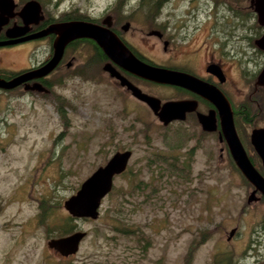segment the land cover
I'll list each match as a JSON object with an SVG mask.
<instances>
[{
    "label": "rangeland",
    "instance_id": "374dc122",
    "mask_svg": "<svg viewBox=\"0 0 264 264\" xmlns=\"http://www.w3.org/2000/svg\"><path fill=\"white\" fill-rule=\"evenodd\" d=\"M40 1L58 10L84 3L102 11L117 3L122 11H132L142 4L134 26L152 11L154 26L181 21L178 37L200 27L195 44L212 21L216 33L234 36L237 31L240 40L228 49L239 60L244 34L258 32L251 9L246 16L238 11L237 19L236 10L225 12L249 0ZM240 18L247 29L235 26ZM152 42L147 56L160 63L162 45L155 38ZM38 49L12 60L6 56L4 65L12 70L37 66L46 56ZM257 68L256 61L246 74ZM77 83L64 77L45 97L0 93V264H264V258L256 262L243 255L254 231L263 228L264 202L247 204L249 187L230 156L219 152L217 139L197 137L192 121L165 127L125 95L117 102L108 87ZM148 89L163 95L159 87ZM123 110L130 116L123 117ZM123 151L131 153L127 169L114 178L98 219L71 218L63 202ZM66 227L85 236L76 254L63 258L48 249L47 241L70 234L59 235ZM232 229L239 236L228 242Z\"/></svg>",
    "mask_w": 264,
    "mask_h": 264
},
{
    "label": "flooded vegetation",
    "instance_id": "af4514ba",
    "mask_svg": "<svg viewBox=\"0 0 264 264\" xmlns=\"http://www.w3.org/2000/svg\"><path fill=\"white\" fill-rule=\"evenodd\" d=\"M27 1L0 0V82H10L16 77L34 72L53 57L58 34L55 30H49L51 25L85 21L109 29L138 62L187 74L207 85L210 94L185 85L157 84L141 78L131 72L127 65L123 66L120 59L110 60L102 45L92 37H77L67 43L58 65L48 74L35 76L11 89L0 85V93L8 95L9 92L22 91L44 97L52 96L56 85L66 77L67 82L73 85L80 84L77 82L90 81L101 88L108 87L116 100L117 97L125 95L154 116L145 102L133 96L124 83L126 81L142 94L157 98L161 105L168 102H185L187 106L182 107L184 112L181 118L172 120L166 126L192 121L197 129L196 136L201 134L204 137L217 139L219 152L228 154L231 163L239 171L222 130V120L230 112L243 150L264 179V159L252 143V133L264 129V86L257 84L258 77L264 69V25L259 22L251 0L246 6L225 8L227 14L233 9L236 10L233 16L235 19L238 17V11L242 16H246L249 9L255 14L258 32L251 35L244 34L242 38L244 44L239 53L243 56L242 60L228 49L231 42L238 43L240 40L237 31L234 36L216 33L215 24L211 19L210 31L200 44H195L192 42L193 35L200 27L187 38L178 37L182 22L172 25L166 21L154 26L152 11L147 12L142 18L143 24L140 27L134 26V14L143 9L142 4L135 6L132 11H122L117 3L108 4L109 6L102 11H95V7L84 3L83 5L75 3L64 10H58L56 5H49L48 8V5L45 6L42 1L36 0L39 4V13L37 15L31 13L24 17L20 12ZM211 13L217 15L216 11ZM25 21L28 23L27 28H19L24 26ZM235 26H240L242 30L247 29L246 19L240 18V22ZM152 38L162 45L160 63L147 56L153 50ZM36 48H39L37 51H46V56L39 65H28L19 70H12L4 65L6 56H8L7 60L9 58L12 60L19 53L29 51L33 54ZM256 61L259 68L248 76L246 72L249 65ZM243 64L246 65V69ZM151 85L163 89V95L154 96L148 89ZM130 114L129 110H123L122 116L129 117ZM239 173L249 187L247 204L264 202V196L255 190L240 171ZM250 198L252 201L248 202ZM262 226L260 231H254L255 236H252L247 243L243 253L245 258L256 257V262L264 258V222ZM233 230L234 233L230 234ZM230 233L228 242L239 236L237 229H232Z\"/></svg>",
    "mask_w": 264,
    "mask_h": 264
},
{
    "label": "water",
    "instance_id": "95a60500",
    "mask_svg": "<svg viewBox=\"0 0 264 264\" xmlns=\"http://www.w3.org/2000/svg\"><path fill=\"white\" fill-rule=\"evenodd\" d=\"M258 20L264 25V0H251ZM37 15L39 4L36 0H28L23 6L20 14ZM19 27L26 29L28 23ZM55 30L58 38L55 44L53 57L40 69L30 72L27 75L14 78L10 82L1 81L0 85L6 88H13L24 81L35 76H43L51 72L58 65L60 58L66 48L67 43L77 37H92L102 45L106 55L110 60L120 59L123 66L131 70L135 75L147 79L157 84L185 85L199 91L208 93V86L199 82L195 78L180 72L166 70L152 65H144L138 62L125 48L123 43L109 29L101 27L91 22L72 21L51 25L49 30ZM264 41V40H263ZM126 83L133 96L145 102L152 110L159 123L166 126L172 120L181 118L184 112L185 102H168L161 105L155 97L142 94L137 88ZM123 84V83H122ZM258 85L264 86V69L260 73L257 81ZM185 106V107H186ZM222 130L231 150V154L242 175L254 186L255 190L264 196V179L249 161L245 151L236 134L233 118L230 112L222 120ZM252 143L257 152L264 159V129L255 130L252 133ZM131 153L129 151L117 152L107 160L105 165L96 169L80 186L78 191L63 202V208L71 218L97 220L98 209L101 201L111 191L114 178L123 174L128 166ZM250 198L248 202H251ZM234 233V230L230 233ZM85 234L72 232L68 235L52 238L47 241L48 249L56 252L59 256L67 258L73 256L78 251L79 244Z\"/></svg>",
    "mask_w": 264,
    "mask_h": 264
},
{
    "label": "trees",
    "instance_id": "16d2710c",
    "mask_svg": "<svg viewBox=\"0 0 264 264\" xmlns=\"http://www.w3.org/2000/svg\"><path fill=\"white\" fill-rule=\"evenodd\" d=\"M40 207L43 210V213L48 211V209L43 206V203H41ZM71 230H72L71 227H66L64 230L61 231V233H59V235H65L67 233H70Z\"/></svg>",
    "mask_w": 264,
    "mask_h": 264
}]
</instances>
